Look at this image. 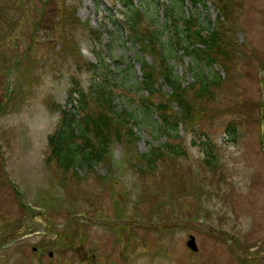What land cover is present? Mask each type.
<instances>
[{"label":"rangeland","instance_id":"374dc122","mask_svg":"<svg viewBox=\"0 0 264 264\" xmlns=\"http://www.w3.org/2000/svg\"><path fill=\"white\" fill-rule=\"evenodd\" d=\"M133 1L143 25L163 30L169 24L173 0ZM228 1L235 5L228 35L233 75L225 78L219 66L206 68L223 82L216 99L198 102L195 118L186 123L157 74L160 91L149 100L167 102L177 121L165 125L159 111L140 100L147 93L138 58L156 71L159 61L119 24L118 0H0V264H264V0ZM179 6L185 16L198 14L203 26L217 20L215 0ZM169 37L163 32L160 38L165 48ZM167 62L182 84L190 81L187 71L195 61L180 48ZM88 63L101 68L88 71ZM105 72L118 84L116 110L136 118L129 125L135 124L137 139L112 140L106 158L91 169L78 167L77 177L71 171L57 175L47 161L48 135L76 98L69 93L74 80L87 88ZM234 118L239 129L231 140L226 126ZM203 141L212 146L215 169L204 165ZM164 144L183 151L174 165L166 158L155 171L144 164L143 173L134 169L136 153ZM21 201L32 212L22 210ZM76 215L174 224L66 221ZM197 217L227 234L178 223ZM190 234L196 251L186 246ZM230 236L240 254L231 249Z\"/></svg>","mask_w":264,"mask_h":264},{"label":"trees","instance_id":"16d2710c","mask_svg":"<svg viewBox=\"0 0 264 264\" xmlns=\"http://www.w3.org/2000/svg\"><path fill=\"white\" fill-rule=\"evenodd\" d=\"M123 9L118 14L119 24L128 32L129 37L135 41L143 53L154 54L159 61L160 70L156 71L143 57H139L142 79L140 86L146 90V97H140L142 104L150 105L160 113L162 122L165 125H176L177 121L169 113L167 102L161 101L154 105L149 98L153 96L158 88L156 75L161 74L171 92L169 100H173L181 109L180 121L190 123L196 115V104L207 99H216L215 88L222 84L221 76L218 72L208 73L206 68L222 67L225 78L230 77L235 71L230 55V37L232 28L229 24L235 5L231 1L215 0L218 15L216 22L201 25L198 14L190 13L187 16L181 11L179 4L187 0H173V4L167 7L166 17L169 24L163 30L155 29L149 25H143V14L138 5L133 0H118ZM196 8L198 4L205 5L206 0H189ZM166 32L169 37L170 46L160 43V38ZM98 38V32L93 31ZM173 39V43L170 42ZM182 50V54L195 61L190 65L187 73L190 81L182 84L181 80L174 76L171 67L168 65V57L171 51L176 48ZM168 48V49H167ZM169 50V51H167ZM150 52V53H149ZM100 63V61H99ZM88 71H97L100 64L88 63ZM96 74V73H95ZM70 88V96L75 95L73 102L69 103L67 109L62 110V120L58 128L48 135L47 161H53L57 175L64 177L69 171L71 175L77 177L76 169L81 166L93 168L95 163L102 162L108 153V146L112 140L126 144L128 141L137 139L134 126L136 118L132 113H123L125 110L117 111L115 104L116 95L109 73L95 76L93 82L87 87L78 86L74 80ZM72 104V105H71ZM249 110L250 106L245 105ZM125 114V115H124ZM171 117V118H169ZM132 122L134 126L131 127ZM238 122L232 119L226 126V134L233 140L238 135ZM202 145H207L206 141ZM212 146L205 147L206 153L204 165L212 170L217 166V160L210 153ZM176 145L164 144L156 146L149 152H138L135 154L137 172L143 173L141 166L144 164L150 171H155L158 163L170 158L171 166L174 165L175 156L182 154ZM161 195L163 191L160 192ZM184 192H177L182 194ZM21 209L30 212V207L20 202ZM32 212V211H31ZM30 215V213H28ZM32 214L30 215L31 218ZM200 220L202 217L190 218ZM207 221L206 219H204ZM217 235V234H216ZM220 237V235L218 236ZM255 261V259H251Z\"/></svg>","mask_w":264,"mask_h":264},{"label":"water","instance_id":"95a60500","mask_svg":"<svg viewBox=\"0 0 264 264\" xmlns=\"http://www.w3.org/2000/svg\"><path fill=\"white\" fill-rule=\"evenodd\" d=\"M78 217H81L82 219H85V220H87V221H90V222H94V223H98V224H102V225H111V224H115V223H118V222H103V221H100V220H91V219H89V218H86V217H84V216H74V217H72V218H70V220H73V219H76V218H78ZM120 222H122V223H137V224H139V225H144V226H148V227H159V226H165V227H168V226H170L171 224H174V222H170V223H168V224H164V225H154V224H143V223H141V222H134V221H131V222H129V221H124V220H121ZM183 225H193V226H201V227H203L204 229H207V228H209V230L210 231H213V232H216V233H221V232H223V231H221V230H217V229H215V228H213L212 226H208L207 228L204 226V225H202L200 222H183L182 223ZM186 245H187V247L188 248H190L192 251H196L197 250V245H196V241H195V237L193 236V235H189L188 236V239H187V241H186ZM231 247H232V249L235 251V253H239V251L236 249V247H235V242H234V240L233 239H231Z\"/></svg>","mask_w":264,"mask_h":264}]
</instances>
